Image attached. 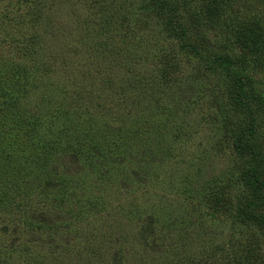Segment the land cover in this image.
Wrapping results in <instances>:
<instances>
[{"label": "rangeland", "instance_id": "obj_1", "mask_svg": "<svg viewBox=\"0 0 264 264\" xmlns=\"http://www.w3.org/2000/svg\"><path fill=\"white\" fill-rule=\"evenodd\" d=\"M94 1L0 0V195L20 179L32 202L26 207L23 200L19 217L5 196L0 240L8 248L16 241L27 246L23 261L30 264H264L261 233L234 220L236 201L247 191L237 180L241 158L234 134L224 133L214 98L220 93L223 108L231 109L227 83L223 70L205 67L214 56L230 53L232 66L258 80L264 92V56L254 60L239 37L252 24L264 34V0H219L210 20L207 0H178L183 16H193L205 38L200 44L189 32L198 55L180 48L154 11L138 10L139 0ZM117 8L130 28L121 26ZM31 35L36 54L24 57L20 47ZM18 60L22 71L10 68ZM81 65L87 76L78 81L94 102L80 100L78 110L88 107L114 130H129L124 150L96 159L114 174L105 183L70 150L39 168L46 151L29 146L25 115L45 113L48 121V95ZM254 109L264 151V109ZM86 173L87 188L76 176ZM217 197L224 198L217 203ZM81 230L90 239L79 246ZM10 249L1 250L4 261Z\"/></svg>", "mask_w": 264, "mask_h": 264}, {"label": "trees", "instance_id": "obj_2", "mask_svg": "<svg viewBox=\"0 0 264 264\" xmlns=\"http://www.w3.org/2000/svg\"><path fill=\"white\" fill-rule=\"evenodd\" d=\"M217 1L219 2V0H207L205 3L204 9L209 20L213 18V15H215L218 10ZM216 2L217 5H215ZM137 6L138 10L145 13L154 11L159 17L162 27L178 40L180 48L195 55L199 54V47L197 43L190 40L189 32L191 31L197 37L200 44L204 43L205 38L198 28L197 20L191 15L183 16L182 7L184 4L178 0H139ZM120 12L121 8H117V19H120L123 23L126 16H121L119 14ZM120 16L122 19L119 18ZM33 19L36 21L37 17ZM121 26L131 27L129 23H123ZM248 30L249 33L247 35H242L240 33L239 37L242 38V48L246 46L243 51H251L253 59L255 60L260 56H264V34L262 30L253 24ZM34 42L37 41L34 36L31 35L29 42L21 45L20 53L23 54L24 57L36 54L33 48ZM58 56V53L54 51V62L57 61ZM233 62L230 53H223L214 56L207 62L205 67L212 72L214 68L223 70V78L227 83V102L231 109L225 110L223 108L220 93L216 94L214 98L219 108L218 110H220V117L223 120L225 127L224 133L230 132L234 134V139L232 141L233 148L236 154L241 158V165L238 167L239 170H237V180L242 183L244 189L247 191V197H245L243 201H236L234 220L239 223L253 226L261 233L262 239L264 240V151L257 141V132H259V129L256 110L254 109V106L264 109V92L256 87L258 80L245 74V72L242 73L241 70L235 69L232 66ZM41 64L45 71H49V66H46L45 62ZM83 67L84 65H81L73 70L67 71L65 81H61L55 88L60 85L61 87L54 90V95H48L46 102L49 104V108L52 111L48 121L44 120L45 113H40L39 116L35 118H31L30 114L25 115L27 118L26 127L32 133V136L28 138L29 146L44 148L46 151L44 157L40 159L41 161L37 162L39 168L44 169L49 166L51 162L53 163L55 157H60L59 155L63 154L65 150H70L81 155L89 163L88 166L93 169V174L96 175L98 182L105 183V179H111L114 174L109 172L111 170L110 166L107 169H103L101 163H98L96 159L99 154L108 156L109 154H113L114 151L119 152L117 148H123L124 150V138L125 135L129 133V130L126 129L128 126L116 127V130H114L111 126L105 124L102 117L100 118L96 113L90 112V108L88 107L87 111L84 109L78 110L80 100L83 103L87 102V106H91V102H94L90 89L86 88L77 78V76H87V72L83 70ZM245 67L246 66H242L241 69L245 71ZM10 68H14L16 71H22V69H25V66L22 60H18L13 61ZM52 96H54V99H51ZM13 103L18 105L20 100L14 97ZM240 115H243V118H240ZM60 120L65 123L63 126H51L55 124L56 121ZM33 137H38L37 142L34 141ZM221 138L225 140L224 135ZM92 147L97 149L95 151L97 154L93 153ZM116 152L114 154H117ZM231 169H235L234 165ZM115 170L116 167L113 166L112 171L115 172ZM76 176L79 181L84 184L86 183V188L89 187V174H87V177L83 175ZM72 179L73 177L71 180ZM20 182L23 181L17 179L18 187L13 186V189H10V192L7 194L1 191L0 195V204L6 196L10 203V209L12 211H19V217L23 215L20 210V208L24 209L23 200L26 207H31L32 205V202L25 199L28 195V190H26ZM107 182H109V180H106V183ZM21 195H24V198L21 197ZM224 197H217V203ZM10 219H16L15 213L11 215ZM78 232L80 235V230H78ZM81 233L82 238L79 246L83 245L84 242L87 241V238L90 239L89 233L84 230H81ZM16 236H18L17 233ZM16 242L10 244L8 248L5 244L6 242L4 243V239L2 238L0 240V244H2L0 245V264L4 261V259H2L1 250L4 249L6 251L10 248L9 259L5 260L4 264H30L28 261H23L24 252H29L27 246L26 248L23 246L19 247ZM91 246V249L101 257V253L96 250L95 246ZM13 254L16 255L13 256ZM60 258L61 257H59V259Z\"/></svg>", "mask_w": 264, "mask_h": 264}]
</instances>
